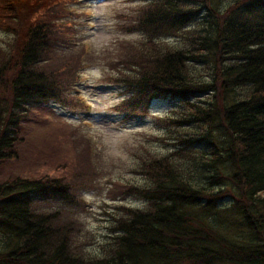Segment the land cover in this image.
I'll list each match as a JSON object with an SVG mask.
<instances>
[{
	"label": "trees",
	"instance_id": "trees-1",
	"mask_svg": "<svg viewBox=\"0 0 264 264\" xmlns=\"http://www.w3.org/2000/svg\"><path fill=\"white\" fill-rule=\"evenodd\" d=\"M75 1L0 0V264H264V0H130L119 30L143 40L101 59L74 40ZM99 59L125 118L162 98L180 104L155 121L173 150L139 144L142 182L115 185L144 206H117L92 255L76 241L78 193L109 168L81 125L58 136L78 161L61 156L38 177L1 170L25 159L27 124H53L50 104L85 106L76 81Z\"/></svg>",
	"mask_w": 264,
	"mask_h": 264
},
{
	"label": "rangeland",
	"instance_id": "rangeland-1",
	"mask_svg": "<svg viewBox=\"0 0 264 264\" xmlns=\"http://www.w3.org/2000/svg\"><path fill=\"white\" fill-rule=\"evenodd\" d=\"M229 1L232 0H221L222 5ZM135 5L130 0H76L69 6L72 14H76L73 16L75 42L98 55L103 51L101 59L104 54L109 57L120 40H143L141 35L123 34L116 19L118 14L127 12ZM4 40L6 36L0 32V43ZM176 40V37H170L164 41L171 44ZM100 59L86 64L76 81L77 95L85 106L80 103L75 107L73 104H50L44 113L53 124L40 119L27 124L22 134L26 140L25 159L5 164L1 170L3 178L11 173L38 177L51 169L61 156L65 160L78 161L79 158L70 152L67 142H58V136L69 135L61 124L72 127L81 125L92 148V160L101 158L109 168L97 177L99 180L95 182L93 190L84 188L78 193L83 204L77 212L81 225L76 241L82 251L92 255L99 253L101 245L112 236L117 206H144L139 200L116 194L115 185L142 182V176L132 172L137 160L135 155L142 152L138 151L139 144L144 143L158 155H166L173 150L175 140L171 135H166L155 121L177 111L180 104L176 99L162 98L153 102L148 110L125 118V113L115 109L123 98L122 89L103 81L104 62H100ZM68 171L70 173V168Z\"/></svg>",
	"mask_w": 264,
	"mask_h": 264
}]
</instances>
